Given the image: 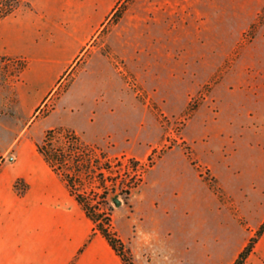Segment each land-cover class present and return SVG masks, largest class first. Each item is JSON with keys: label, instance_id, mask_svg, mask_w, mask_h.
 Returning a JSON list of instances; mask_svg holds the SVG:
<instances>
[{"label": "rangeland", "instance_id": "1", "mask_svg": "<svg viewBox=\"0 0 264 264\" xmlns=\"http://www.w3.org/2000/svg\"><path fill=\"white\" fill-rule=\"evenodd\" d=\"M99 22L50 95L0 107V164L71 129L110 166L76 188L125 232L137 218L156 264H228L264 221V0H117ZM25 63L0 57V84Z\"/></svg>", "mask_w": 264, "mask_h": 264}, {"label": "crops", "instance_id": "2", "mask_svg": "<svg viewBox=\"0 0 264 264\" xmlns=\"http://www.w3.org/2000/svg\"><path fill=\"white\" fill-rule=\"evenodd\" d=\"M24 1L30 2L27 9L0 19V57L26 59L9 89L0 84V107L30 112L32 99L38 104L54 91L117 0ZM9 90L18 97L11 103L4 94ZM16 152L0 164V264H126L42 154L32 152L27 141L19 142ZM17 179L24 188L16 186ZM137 221L125 232L114 216L112 226L135 264H156L166 253L140 248ZM243 264H264V232Z\"/></svg>", "mask_w": 264, "mask_h": 264}, {"label": "trees", "instance_id": "3", "mask_svg": "<svg viewBox=\"0 0 264 264\" xmlns=\"http://www.w3.org/2000/svg\"><path fill=\"white\" fill-rule=\"evenodd\" d=\"M24 3L28 4L24 0H0V19L12 14ZM116 13L115 10L112 18L117 17ZM36 148L50 167L64 178L70 192L81 203L86 214L94 221L96 229L108 240L124 263L135 264L130 248L125 245L116 230L113 229L109 212L102 210L98 205L99 203L92 204L84 196V192L76 188V181L81 172L86 173V175L96 174L99 179L101 178L99 180L100 185H103L105 179L108 178L105 171H110V166L101 160L103 154L100 153V158L93 155L75 131L62 127L48 129L41 141L36 143ZM103 193L105 194V191ZM263 232L264 221L259 227L258 236L250 238L232 264H243L245 262L253 250L256 240Z\"/></svg>", "mask_w": 264, "mask_h": 264}, {"label": "water", "instance_id": "4", "mask_svg": "<svg viewBox=\"0 0 264 264\" xmlns=\"http://www.w3.org/2000/svg\"><path fill=\"white\" fill-rule=\"evenodd\" d=\"M116 202L119 203L120 201L117 199Z\"/></svg>", "mask_w": 264, "mask_h": 264}]
</instances>
